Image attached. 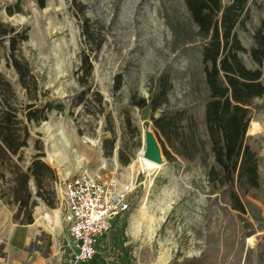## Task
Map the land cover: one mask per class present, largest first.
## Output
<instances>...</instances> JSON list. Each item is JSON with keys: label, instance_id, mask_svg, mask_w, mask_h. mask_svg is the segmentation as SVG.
<instances>
[{"label": "rangeland", "instance_id": "obj_1", "mask_svg": "<svg viewBox=\"0 0 264 264\" xmlns=\"http://www.w3.org/2000/svg\"><path fill=\"white\" fill-rule=\"evenodd\" d=\"M76 1L84 4L86 16L104 25L105 41L93 59V81L104 96L111 122L103 115L96 118L86 112L79 113L83 111L82 104L71 113L70 97L80 89L75 75L78 54L84 46L80 27L82 13L74 0H45L43 7L38 0H21V10L12 15L6 6L15 1L0 0V19L18 30L27 29L28 38L20 42L19 50L29 61L42 90L50 98L66 104L62 111L51 110L47 119L29 123L28 145L18 159L26 168L34 155L41 152V158L55 170V179L42 190L43 197L37 193L35 179L29 180L32 199L36 200L34 221L37 223L46 211L51 215L49 223L40 217L38 235L42 240L37 246L40 254L54 259L61 254L56 249L58 244L62 254L68 256L69 249H64L69 233L63 213L62 180L86 170L134 187L130 209L119 217V226L113 231L115 239L111 248L104 256L99 255L86 264H102V261L159 264L157 258L161 254L166 255L163 264H264V95L254 99L250 125L256 120L258 128L252 133L249 125L247 131V141L259 155L260 186L248 192L237 189L246 213L240 214L231 208L226 195L208 179V166L200 160L181 157L168 160L164 155L159 167L131 174L129 164L145 145L143 127L153 130L150 108L133 105L131 94L148 96L149 86L167 69L173 81L169 107L199 104V109H203L208 91L197 26L184 0ZM251 2V17L237 31L245 47L241 55L249 67H255L250 48L254 32L264 20V0ZM8 54L5 38L0 40V72L23 99L17 73L7 64ZM117 73L122 75V86L115 92ZM111 126L114 133L108 129ZM111 136L115 143L109 154L103 139ZM119 152L127 163L121 162ZM2 188L4 180L0 177V192ZM143 198L147 215L139 204ZM17 209L16 204L0 193V264L12 256L11 234L15 235L19 224H25L21 223V217H15ZM56 209L60 210L61 226L56 222ZM133 213L140 218L138 237L132 236L129 230ZM250 236H253L252 242L248 239ZM27 250L32 253V246Z\"/></svg>", "mask_w": 264, "mask_h": 264}, {"label": "trees", "instance_id": "obj_2", "mask_svg": "<svg viewBox=\"0 0 264 264\" xmlns=\"http://www.w3.org/2000/svg\"><path fill=\"white\" fill-rule=\"evenodd\" d=\"M14 1V4L6 6L10 15L21 10V0ZM38 1L40 6H45V0ZM74 2L82 13L80 27L84 46L78 54L75 75L80 89L70 97L71 113L74 114L73 109L82 104L83 111L79 113L86 112L96 118L103 115L106 121L111 122L112 116L104 96L93 81V59L105 41L104 25L86 16L83 3ZM184 2L197 26L196 36L208 91L202 103L203 109H199V104L169 107L173 81L167 69L149 86L148 96L134 92L131 103L140 108H150L153 130L168 160L177 157L200 160L208 166V179L226 195L231 208L244 214L246 206L237 189L248 192L260 186L259 155L248 143L247 131L254 99L264 95V20L256 28L250 48V55L257 66L249 67L241 55L245 47L237 28L244 27L250 19L251 0ZM5 38L9 45L7 64L15 69L25 98L18 96L11 81L0 72V177L4 180L0 193L1 197L6 196L9 202L18 206L15 217H21V223H32L36 200L32 199L29 180L31 177L35 179L37 193L43 197L42 190L51 179H55V170L41 158V152L34 155L26 168L18 159L22 149L28 145L29 123L47 119L51 110L62 111L66 104L50 98L47 91L42 90L29 61L21 54L20 42L28 38L27 29L18 30L0 19V40ZM121 86L122 75L117 73L114 91L117 92ZM127 119H130L129 115ZM108 129L114 133L113 126ZM79 132L82 133L80 127ZM114 143V136L103 139V146L109 154ZM122 157V152H119L121 162L127 163L128 160ZM67 255L70 257V250Z\"/></svg>", "mask_w": 264, "mask_h": 264}, {"label": "built area", "instance_id": "obj_3", "mask_svg": "<svg viewBox=\"0 0 264 264\" xmlns=\"http://www.w3.org/2000/svg\"><path fill=\"white\" fill-rule=\"evenodd\" d=\"M133 190L131 183L86 170L62 180L69 264H86L109 251L108 236L115 219L129 211Z\"/></svg>", "mask_w": 264, "mask_h": 264}, {"label": "crops", "instance_id": "obj_4", "mask_svg": "<svg viewBox=\"0 0 264 264\" xmlns=\"http://www.w3.org/2000/svg\"><path fill=\"white\" fill-rule=\"evenodd\" d=\"M65 224L67 226L66 222ZM40 225V223H36L35 221H33L32 223L19 224L18 227L15 228V233L13 232L15 235L12 236L11 234L10 240L11 250L13 247V250L10 254V256H12L7 262L3 264H69L67 263L68 257L64 256V254H62V250L58 249V244L56 246V249L61 251V254L54 257V259L40 254L37 247L39 245V242L42 240L38 235L40 233L38 226ZM117 225L119 226V217L115 219L114 227L108 236L110 246H112L111 242L113 241V239H115L113 231L115 230ZM67 244L64 248L65 250L69 249ZM30 246H32L33 249L32 253L27 250V248ZM105 260L106 262H109V258H105Z\"/></svg>", "mask_w": 264, "mask_h": 264}, {"label": "bare ground", "instance_id": "obj_5", "mask_svg": "<svg viewBox=\"0 0 264 264\" xmlns=\"http://www.w3.org/2000/svg\"><path fill=\"white\" fill-rule=\"evenodd\" d=\"M257 128H258V123H257L256 120L255 121L253 120L251 122L249 131L254 133L257 130ZM147 130H150V128L143 127L144 138H145V132ZM144 152H145V145L140 149V151L138 152L137 156L129 164V168H130L131 174H133L136 171H141V170H149L150 171V170H153L154 168H157V167H159L161 165V163L155 162V161L145 157ZM145 198H143L141 203H139V204H140V207H141L142 211L147 215V203H146ZM60 216H61L60 210L56 209V222L58 223L59 226H61V217ZM40 217H42L43 220H46L48 223L51 221V215L47 211L45 213L41 214ZM40 217H38L37 223L41 222V218ZM130 219H131L130 223H129L130 233H131L132 236L138 237L139 236V232L141 230L140 229V226H141L140 225V218L137 215L134 214L132 216V218H130ZM248 239H249L250 242H252L253 241V236H250ZM157 260H158L159 264H163L165 262V260H166V255L165 254H161L157 258Z\"/></svg>", "mask_w": 264, "mask_h": 264}, {"label": "water", "instance_id": "obj_6", "mask_svg": "<svg viewBox=\"0 0 264 264\" xmlns=\"http://www.w3.org/2000/svg\"><path fill=\"white\" fill-rule=\"evenodd\" d=\"M145 157L158 162L163 163L164 154L162 147L155 135V132L150 129L145 132Z\"/></svg>", "mask_w": 264, "mask_h": 264}]
</instances>
